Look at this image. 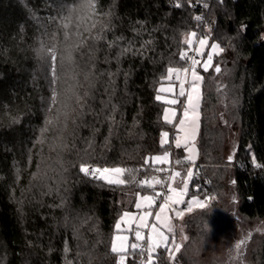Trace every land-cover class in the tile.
<instances>
[{"label": "trees", "instance_id": "trees-1", "mask_svg": "<svg viewBox=\"0 0 264 264\" xmlns=\"http://www.w3.org/2000/svg\"><path fill=\"white\" fill-rule=\"evenodd\" d=\"M85 1L0 0V264H116L115 221L137 192L152 190L127 174L128 183L110 186L79 167L139 170L137 181L167 175L144 165L163 151L160 133L172 130L156 90L169 66H185L183 35L209 26L224 48L214 59L222 72H205L189 195L197 185L202 196L224 197L228 188L245 219L213 264H264V169L251 161L254 154L264 163V0H213L208 8L89 0L87 17L69 16ZM184 155L172 149L173 162ZM214 208L188 213L187 241L175 261L158 250V264H191L187 252L205 237ZM253 221L263 225L248 227Z\"/></svg>", "mask_w": 264, "mask_h": 264}, {"label": "snow or ice", "instance_id": "snow-or-ice-1", "mask_svg": "<svg viewBox=\"0 0 264 264\" xmlns=\"http://www.w3.org/2000/svg\"><path fill=\"white\" fill-rule=\"evenodd\" d=\"M189 7H195L197 4H201L202 7L208 8L209 4L204 0H196V4H193V0H186ZM219 3H223V0H218ZM177 8L184 5L177 0L175 5ZM196 21H202L201 15L194 17ZM247 26L242 25L241 31H246ZM212 29L207 27L206 33L200 35L196 31H191L183 35L181 43L187 45V50L181 49L179 54L180 61L185 62V66L172 67L169 66L166 69V75L161 77V84L157 88L155 100L166 105L163 109V121L165 124L172 125L176 129V135L174 141L169 140V132L162 131L160 133V145L163 149L162 154L146 157L144 165L151 167L156 172H164L167 175L161 180L157 176L145 177L143 180L137 181L135 178V172L139 170L127 169L123 167H92L87 164H81L79 171L94 180L102 181L110 186H121L128 183L124 179L125 175L131 177V182L136 183L141 189L147 188L152 190V195L144 194L140 192L136 193L137 200L135 202V208L139 211L143 208L151 209L156 200L162 195L155 189L156 185L163 187L165 183L168 184V192L163 194V202L159 205V211L155 214L156 223H152L151 226L147 223L148 218L152 215L150 211H143L142 214L132 213L125 211L118 218L115 224V231L117 233L126 232L128 235H115L113 237L111 252L116 254V264H128L129 258H131L134 264H158L159 254L158 250L163 249L167 252L170 261H175L176 253H179L182 247V243H177L175 238L174 226L169 222V217L165 215L166 210H173L175 208V216L183 219L185 212L191 213L194 206L201 210L209 207L211 201L217 199L214 195L204 194L203 198L199 195L202 191L197 185L194 187V193L189 196L190 182L193 179L194 172L189 168L185 175L182 176L181 171L174 168L170 171L169 168L159 167L158 165H168L170 163V151L169 146L174 143L175 148H184L187 155L183 160L177 159L174 161V165L182 166L186 161L194 163V141L199 129V109L201 102V84L204 77L200 75L197 68H201L203 72H208L210 68L219 75L222 72L221 66L216 64L213 68L214 55L223 53L224 48L218 41L211 43V51L208 52L206 59H202L205 55L204 50L209 46V41L212 39ZM124 51H130V49H124ZM192 53L191 55L189 53ZM190 76V78H189ZM178 84V91L177 86ZM187 85V87H186ZM218 91L221 88L218 87ZM183 98V99H182ZM180 106L182 113L178 123H175L178 114L176 106ZM226 123V122H225ZM235 153L228 157V162H234ZM252 165L256 169H264V163L257 162L256 156L251 155ZM179 180V187H173L172 184ZM236 181L233 180L232 184ZM187 198V199H186ZM251 199V197H249ZM219 210H217V215ZM161 219L164 220L167 225V232L171 233V239L165 232L160 231L157 224ZM216 217L210 220L212 228L216 225ZM122 225L125 227L122 228ZM149 229L147 235L144 230ZM181 229L184 232L183 227ZM130 236H134L133 243H128ZM187 235H183V241H187ZM244 241H240L236 244V248L239 249ZM67 251V247L65 248ZM139 256V260H135V257Z\"/></svg>", "mask_w": 264, "mask_h": 264}, {"label": "rangeland", "instance_id": "rangeland-1", "mask_svg": "<svg viewBox=\"0 0 264 264\" xmlns=\"http://www.w3.org/2000/svg\"><path fill=\"white\" fill-rule=\"evenodd\" d=\"M90 6V1L86 0L84 2V4L81 7V12L80 15H75L74 12H71L69 14V16H73V18H76L75 16H79V18H84L87 17L86 14L89 13L88 7ZM214 40H210L209 41V46L204 50L205 55L202 59H206V56L208 54V52L211 51V43ZM214 55V59H215ZM214 60H213V68H214ZM212 69L210 68L209 71H211ZM197 71L200 73V75H202L203 77L205 76V72H203V70L201 68H197ZM208 71V72H209ZM190 78V76H189ZM204 82V80H203ZM203 82L201 84V102H200V109H199V115H200V120H199V129L194 141V145H195V151H194V163H186L183 164L182 166H174V162H173V156H172V149L175 148L174 143H171L169 146V151L171 153L170 155V163L168 165H159L160 167H167L169 168V170L171 171L173 168L175 170L181 171L182 176L186 174L187 170L189 168H191L194 172V176L196 174V169L195 166L198 163L201 155H200V150H199V146H198V142H199V138L201 136V128H202V106H203ZM161 84V83H160ZM160 84L158 85V87L160 86ZM187 87V85H186ZM177 91H178V84L176 86ZM183 99V98H182ZM166 105H164L165 107ZM178 109V114L176 117V121L175 123H178V120L180 118V114L182 113V109L180 108V106H176ZM172 130L170 129H166L164 131L169 132V140L174 141V137L176 135V129L174 126L169 125ZM177 149V148H176ZM181 150H183L184 152V157L187 155V153L185 152L184 148L181 147ZM163 151L150 155L148 157L151 156H155V155H159L162 154ZM230 154V151L228 150V153ZM105 167H109L112 168L110 166H105ZM117 167V166H115ZM103 168V167H100ZM193 176V177H194ZM159 177L161 180L164 179V177ZM179 180L180 178H177V182L173 183L172 186L173 187H179ZM156 191L162 193V195L156 200L155 204L153 205V207L151 209H147V208H143L141 210H137L135 208V203L132 209H128L126 211L128 212H132V213H137L142 214L143 211H150L152 213V215L148 218L147 223L149 224V226H151L152 223H156L155 221V214L159 211V205L163 202V194H166L168 192V184L165 183V185L163 187H161L160 185H156L155 186ZM190 190V187H189ZM228 188L225 189L224 191V197H217L216 200L211 201L212 204H214L215 208H214V213H215V217H216V225H214V227L212 228L211 224L207 225V227L205 226V237L208 236V238L205 239V237H203V239H196L192 242L191 244V248L189 249V251L187 252V257L191 260V264H213V262L215 260H218L221 258L224 249H226V245L229 244V242L232 241H236V237L237 235V231L240 229H242L244 226L245 219L242 220L241 216L238 214V212L236 211V209H234V206L231 203V198H230V193L228 194ZM142 195L144 194H148V195H152L153 193L148 191V192H140ZM191 196V195H189ZM201 198H203L202 195H200ZM215 196V195H214ZM187 199V198H186ZM137 200V199H136ZM183 208L184 206H173V210H166L165 215H167L169 217V222L174 226L175 229V238L177 243H181L183 241V235L184 232L181 229L182 226V220L186 217V215L188 214L187 212H185V215L183 217V219L177 218L175 216V208ZM194 208H196L194 206ZM193 208V209H194ZM217 210H219V214L217 215ZM125 212V211H124ZM120 217V216H119ZM118 217V218H119ZM118 220V219H117ZM117 220L115 221V224L117 222ZM114 224V226H115ZM263 224L260 223V221H253L252 223H250V225L248 227H251L252 229L258 228L259 226H262ZM125 227L124 225H122V228ZM157 227L160 231L165 232L166 235L169 236V238L171 239L172 234L167 232V225L165 224L164 220L161 219V221H159V223L157 224ZM242 227V228H241ZM247 228V227H245ZM149 229H145L144 233L145 235H147ZM128 235V233L126 232H120L117 233L115 231V227H114V233H113V237L115 235ZM187 235V234H186ZM113 237H112V241H113ZM134 241V236H130L128 243H133ZM112 245V242H111Z\"/></svg>", "mask_w": 264, "mask_h": 264}, {"label": "built area", "instance_id": "built-area-1", "mask_svg": "<svg viewBox=\"0 0 264 264\" xmlns=\"http://www.w3.org/2000/svg\"><path fill=\"white\" fill-rule=\"evenodd\" d=\"M213 1V0H204V2H207L208 4H210V2ZM201 5V4H200ZM202 6V5H201ZM203 17V16H202ZM203 20H204V17H203ZM190 55L192 54L191 52L189 53ZM92 167H98V166H92Z\"/></svg>", "mask_w": 264, "mask_h": 264}]
</instances>
